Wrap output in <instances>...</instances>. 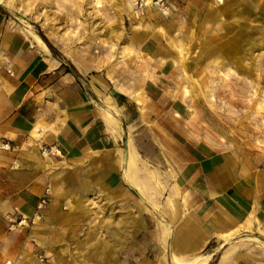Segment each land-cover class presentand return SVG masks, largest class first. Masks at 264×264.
Returning <instances> with one entry per match:
<instances>
[{
	"label": "rangeland",
	"instance_id": "obj_1",
	"mask_svg": "<svg viewBox=\"0 0 264 264\" xmlns=\"http://www.w3.org/2000/svg\"><path fill=\"white\" fill-rule=\"evenodd\" d=\"M0 7V36L41 33L53 56L78 64L83 81L99 78L98 109L104 125L114 124L115 141L101 140L89 153L113 152L117 180L133 192L132 216L149 219L107 221L108 185L85 184V221H63L55 251L45 245L44 208L13 229L27 230V250L15 264H176L174 256L216 264L219 245L184 251L174 243L178 221L164 220L167 209L186 207L189 175L207 148L264 163V0H175L168 15L145 17L124 0H0ZM44 147V157L59 153ZM130 147L144 183L152 182L144 192L123 176Z\"/></svg>",
	"mask_w": 264,
	"mask_h": 264
},
{
	"label": "crops",
	"instance_id": "obj_2",
	"mask_svg": "<svg viewBox=\"0 0 264 264\" xmlns=\"http://www.w3.org/2000/svg\"><path fill=\"white\" fill-rule=\"evenodd\" d=\"M18 34L8 30L0 36L4 51L0 139L12 146L10 151L0 150V264H15L27 250V230L21 234L8 226L20 216L31 219L48 187L51 196L40 221H49L45 245L53 251L56 237L65 234L63 221H85V184L94 187L102 181L108 185L107 221H149L144 214L132 216L133 192L117 180L120 175L113 152L106 156L89 153L101 140L111 145L115 141L114 124L104 125L98 109L99 78L83 81V72L72 58L53 56L36 34ZM68 62L78 76L66 71ZM44 145L55 146L58 155L44 157L40 151ZM207 151L194 176L189 175L186 207L180 203L167 209L170 218L164 221H178L175 245L184 251H200L216 243L220 247L216 264H264V163L234 151L212 153L210 147ZM86 161L92 164L84 171L81 163ZM100 161L106 162L101 169ZM123 176L132 183L126 163ZM137 176L149 183L138 168ZM128 233L131 243V230Z\"/></svg>",
	"mask_w": 264,
	"mask_h": 264
},
{
	"label": "built area",
	"instance_id": "obj_3",
	"mask_svg": "<svg viewBox=\"0 0 264 264\" xmlns=\"http://www.w3.org/2000/svg\"><path fill=\"white\" fill-rule=\"evenodd\" d=\"M129 6L133 15L136 17H145L150 11H155L161 15H168L174 8L175 0H124ZM10 143L5 139H0V149H9ZM52 147H44L43 150L51 152ZM48 188H46L43 194L39 197L36 204L35 215L31 219L20 216L16 220H11L8 226L9 230H13L16 226L22 224L25 221H33L36 217H39L40 210L45 207L49 200Z\"/></svg>",
	"mask_w": 264,
	"mask_h": 264
},
{
	"label": "bare ground",
	"instance_id": "obj_4",
	"mask_svg": "<svg viewBox=\"0 0 264 264\" xmlns=\"http://www.w3.org/2000/svg\"><path fill=\"white\" fill-rule=\"evenodd\" d=\"M136 161H137V155L131 151L130 154H128V156H126L124 159V162L126 163V172L128 173V176L132 181V183H134V185H136L140 191L144 192L149 187V184L139 180L136 170L137 169ZM173 260L176 264H204L207 260V256L205 257L198 256L190 260L180 259L177 256H174Z\"/></svg>",
	"mask_w": 264,
	"mask_h": 264
},
{
	"label": "trees",
	"instance_id": "obj_5",
	"mask_svg": "<svg viewBox=\"0 0 264 264\" xmlns=\"http://www.w3.org/2000/svg\"><path fill=\"white\" fill-rule=\"evenodd\" d=\"M0 9H1V7H0ZM40 34V36H41V38L45 41V43H46V45L48 46V48L53 52V53H55L56 52V50H55V48L47 41V39L44 37V35H42L41 33H39ZM66 71L67 72H70L71 74H73L74 76H78V74H77V71L75 70V68L71 65V64H69V67L68 68H66Z\"/></svg>",
	"mask_w": 264,
	"mask_h": 264
}]
</instances>
